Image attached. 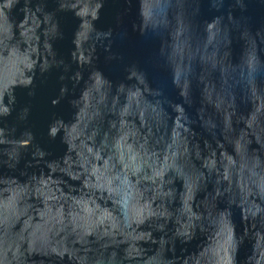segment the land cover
Returning <instances> with one entry per match:
<instances>
[{"label": "water", "instance_id": "1", "mask_svg": "<svg viewBox=\"0 0 264 264\" xmlns=\"http://www.w3.org/2000/svg\"><path fill=\"white\" fill-rule=\"evenodd\" d=\"M0 264H264V0H0Z\"/></svg>", "mask_w": 264, "mask_h": 264}]
</instances>
